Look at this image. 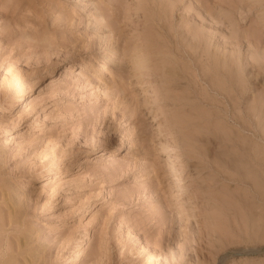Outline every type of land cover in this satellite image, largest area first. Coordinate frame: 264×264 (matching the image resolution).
I'll return each mask as SVG.
<instances>
[{
    "label": "rangeland",
    "instance_id": "obj_1",
    "mask_svg": "<svg viewBox=\"0 0 264 264\" xmlns=\"http://www.w3.org/2000/svg\"><path fill=\"white\" fill-rule=\"evenodd\" d=\"M0 264H264V0H0Z\"/></svg>",
    "mask_w": 264,
    "mask_h": 264
},
{
    "label": "bare ground",
    "instance_id": "obj_2",
    "mask_svg": "<svg viewBox=\"0 0 264 264\" xmlns=\"http://www.w3.org/2000/svg\"><path fill=\"white\" fill-rule=\"evenodd\" d=\"M108 64H109V59H108V56L106 55L104 57V59L102 60L101 64L99 65V71L101 72L103 69H105L107 67L106 65H108ZM122 146H123V144H122ZM120 148H121V146H120Z\"/></svg>",
    "mask_w": 264,
    "mask_h": 264
}]
</instances>
